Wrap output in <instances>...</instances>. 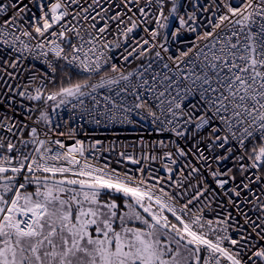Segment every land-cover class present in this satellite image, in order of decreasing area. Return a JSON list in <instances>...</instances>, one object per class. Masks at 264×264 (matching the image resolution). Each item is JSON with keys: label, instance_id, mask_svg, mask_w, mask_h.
I'll use <instances>...</instances> for the list:
<instances>
[{"label": "snow or ice", "instance_id": "obj_1", "mask_svg": "<svg viewBox=\"0 0 264 264\" xmlns=\"http://www.w3.org/2000/svg\"><path fill=\"white\" fill-rule=\"evenodd\" d=\"M154 3L161 5L162 0H144L143 5L141 0H111L110 6L123 11H115L105 19L109 9L103 8L100 0L84 4L81 0H54L51 3L45 0L39 3L36 0H28V3L25 0H9L7 4L0 0V42L14 51H31L21 36L34 38L31 32L24 29L23 22L25 14L31 11L30 6H35L40 13L35 18V33L41 37L49 33L52 37L66 40L71 49L69 53L64 54L65 48L54 40L51 41L53 46L50 51L69 65L78 64L82 71L90 74L84 81L61 87L47 97L42 96L39 88L35 90V95L29 94L27 88L16 94L36 101H55L60 97L61 104L66 97L87 95L98 104L92 92L117 85L121 80L128 81L132 75L121 74L117 79L105 69L111 59L107 51L112 48V43L103 36L110 27L109 21L114 22L116 31L127 42L130 33L141 23L148 22L149 11L146 9L150 10ZM73 5H76V10H72ZM94 5L101 10L96 11ZM224 7L227 12L218 17L213 32H205L199 37L208 39L222 25L230 33L224 38L217 37L220 47L217 49L213 43L212 49L215 50L210 49L211 58L204 53L207 60L204 67L210 68L213 75L208 72L202 76L195 74L191 86L184 89L185 95L199 92L198 104L202 105V114L185 112L182 109L184 97L179 91L177 96L162 99L165 93L171 96L172 83L165 85L156 96L161 115L165 116L167 124L173 125L170 131L177 137L195 141L187 150L177 147L178 156L195 157L199 164L207 168L216 188H211L206 178L198 175L201 167L197 164H186L184 167L190 168V171L185 175L181 168V179L174 181L171 174L175 169L165 164L168 179L175 183L176 188H183L185 181L190 184L192 178L198 181L193 196L177 208L176 196L181 193L173 195L165 192L159 187V179L154 184H148L143 176L137 178L121 173L107 164L97 167L85 161L81 165L73 153L82 155V146L61 152L59 149L65 145L60 140L47 139V133L44 134L45 139H40L37 127H31L28 133L30 139H24L23 133L29 126L4 115L0 117V264H224L225 261L228 264H264V0H240L236 5L224 3ZM175 11L173 7L172 12ZM97 17L103 22L100 27H97ZM161 18L168 19L164 16L163 7H160L159 16L155 19L159 27H167L166 23H160ZM81 19L93 23L85 27L80 23ZM185 23L181 17V27ZM54 26H59V30L50 32ZM144 31L149 29L145 27ZM17 32L20 35H16ZM69 33L79 43H72ZM150 35L155 38L158 33L151 31ZM137 43L139 48H133L128 55L135 52L137 57H141L150 50L144 47L149 44L148 40ZM44 46V43L36 45L41 49ZM116 47H119L118 42ZM42 55L47 56V53ZM155 55L159 58L161 53L157 51ZM187 55L188 52H184L177 60ZM5 63L12 69L18 67L16 62ZM48 67L52 73L56 72L51 62H48ZM164 67L168 68V65ZM110 69L112 73L118 71L115 64H111ZM101 72L99 82L90 84L91 74ZM6 74L13 76L12 72ZM183 79L189 77L184 76ZM163 80L170 78L165 74ZM147 83V80L143 81L141 87ZM5 88L0 95L10 100L12 85L5 82ZM87 88L91 92H86ZM104 99L106 103L111 102L113 108L117 107L111 97ZM5 103L0 101V107ZM80 103L83 104V100ZM8 107L12 108V105L8 104ZM144 107H148L146 102L135 104V108ZM192 108L199 111L197 104H193ZM177 110H180L179 113ZM124 111L131 109L125 108ZM148 111L154 121L160 120L150 107ZM178 114L186 117L184 124L194 125V129L186 127L183 131L178 130V122L174 123ZM41 121L50 123L46 111H41L36 123ZM202 129L207 131L206 136L200 134ZM256 140H259V146L253 143L249 151L245 141ZM233 141L238 145L235 151L229 146ZM53 143L58 146L55 151L50 147ZM202 144L204 148H201ZM29 145L34 146L31 152L25 151ZM77 145H80L79 141ZM217 148L223 151L212 154ZM205 151L209 155H205ZM121 156L124 154L121 153ZM125 158L132 164L140 163L132 156ZM164 158L172 165L177 163L171 152H165ZM230 160L232 167L227 166ZM61 162H66V165ZM213 163L217 165L215 168ZM139 171L143 172V169ZM237 175L240 177L238 182ZM29 188L34 190L29 191ZM216 189L223 191L228 197V204L243 217V224L237 230L238 238L228 234L231 212L227 218L217 219L215 226L213 220L204 219L202 208L190 219L184 218L193 200H199L209 192L215 193ZM104 196L108 199H103ZM121 196L123 204L117 202ZM242 196L244 204L252 205L251 215L237 203ZM249 196L252 198L248 199ZM153 204L158 206V210H153ZM165 212L170 213L175 222ZM225 242L232 247H224Z\"/></svg>", "mask_w": 264, "mask_h": 264}, {"label": "built area", "instance_id": "obj_2", "mask_svg": "<svg viewBox=\"0 0 264 264\" xmlns=\"http://www.w3.org/2000/svg\"><path fill=\"white\" fill-rule=\"evenodd\" d=\"M168 1L162 0L161 5L154 3L150 10L146 9V11H149L148 22L141 23L139 28L130 33L127 42H125V37L116 31L114 22L109 21L110 27L103 36L107 42L112 43V48L107 51V55L111 59L108 65H105V69L110 76L117 79H119L121 74L127 76L131 73L132 75L128 81L121 80L117 85L98 88L95 92H92L91 95L96 97V100L99 101L98 104L92 100L91 96L71 97L55 110L49 111L50 123L41 121L39 124L36 121L40 116L41 109L50 104L52 100H28L26 97H21L16 93L27 88L29 94L35 95V90L39 88L43 97L51 95L49 89L56 84L61 69H67L72 74L82 77H88L90 74L82 71L78 64L69 65L67 61L57 58L50 51L53 46L51 41L53 40L65 48L64 54L69 53L71 49L66 40L52 37L49 33H45L43 37L35 33V18L40 13L38 8L30 6L31 11L25 14L26 19L23 22V27L31 32L34 38L21 36V40L29 46L31 51H14L0 42V77H2L0 79V92L6 90L5 82L12 85L13 88L10 100L0 95V101H6L3 107H0V117L7 115L14 117L15 121L21 125L27 124L29 127L23 133L24 139H30L28 133L31 127H37L40 139H45L44 134L47 133V139L51 141L60 140L65 145L63 149H59L61 152L67 151L70 147L82 146V155L73 153L81 165L85 161L97 167H103L107 164L110 168H114L121 173H128L137 178L143 176L148 184H154L159 179V187H162L165 192L173 195L181 193V195L176 196V206L179 208L193 196L196 191L195 186L198 183L197 179L192 178L190 184L185 181L184 187L179 189L173 183L174 180L181 179L179 174L181 168H183L184 174L187 175L190 168L184 166L189 162L201 167V173L198 175L206 178L211 188L215 189L216 186L212 182L207 168L199 164L195 157L189 156L185 158L178 156L177 147L187 150L192 147L195 141L191 138L177 137L174 132L170 131L173 125L167 124L165 116L161 115V108L158 107L159 101L156 96L164 90L165 85L172 83L171 96L165 93V97L162 99H170L173 96H177L179 91L180 95L184 97L182 109L185 112L190 111L194 115L202 114V105L198 104L199 92L196 91L194 94L185 95L184 89L186 86H191V81L194 79L195 74L202 76L204 72H208L210 76L213 75L210 68L204 67L207 64L204 53L211 58L212 52L210 49H212L213 43L216 44L217 49L220 47V44L216 42L217 37L224 38L226 34L230 35V33L222 25L208 39H199V37H202L205 32H213V25L218 22V17L227 12L224 3L236 5L240 3V0H179L175 6L176 11L172 13L170 26L162 30V27L157 25L155 17L159 16L160 7H163L165 16ZM3 2L7 4L9 0H3ZM36 2L39 3L40 0H36ZM45 2L51 3L54 0H45ZM90 2L91 0H81L82 4ZM116 2H119V0H116ZM143 2L144 0H141V5H143ZM25 3H28V0H25ZM100 5L109 9L105 19H107V16L114 14L115 11H123V9H116L114 6H110L111 0H100ZM94 7L96 11L101 10V7L95 5ZM72 10H76V5L72 6ZM181 17L186 21L183 27L180 25ZM164 22L165 20L161 18L160 23L164 24ZM73 23L75 24L76 21H73ZM80 23L87 27L93 21L84 22L81 19ZM102 24L103 22L99 21V17H97V27L102 26ZM145 27L149 29L148 32L144 31ZM53 30L58 31L59 26H54L49 31ZM88 30L92 31L90 28ZM151 31H156L158 35L153 38L150 35ZM16 35H20V33L17 32ZM68 35L72 36V43H79L73 34L69 33ZM143 40L149 41V44L144 45V47L150 50L141 57H137L135 52L132 55H128L133 48L138 49L137 42L142 43ZM117 42L119 47H116ZM233 42H235V39ZM38 43H44V48H37L36 45ZM17 47L19 48L20 45L17 44ZM164 49H167V51ZM190 49L191 51H189ZM212 50L214 51L215 49ZM157 51L161 53L159 58L155 55ZM45 52L47 56L42 55ZM184 52H188V55L182 57L181 60H177ZM198 53H200L199 56L197 55ZM125 56H127L126 60L124 59ZM18 57L19 59L17 60ZM69 59H71V56H69ZM6 61L16 62L18 67L16 69L9 68L5 63ZM48 62H51L56 67L55 73H52L49 69ZM111 64L117 66L118 71L116 73L111 72ZM165 64L168 65V68L164 67ZM7 72H12L13 76L9 77L6 74ZM102 74L103 72L91 74L93 79L91 84L98 83ZM165 74L170 80H163ZM184 76H188L189 79H183ZM145 80L148 83L141 87ZM121 89H126V91H121ZM86 92H91V89L89 88ZM117 92L120 93L119 96L116 95ZM137 96H139V99H137ZM105 97H111L116 102L117 107L113 108L111 102L106 103ZM81 100H83V104L80 103ZM141 102H146L152 112H155L160 117V120L154 121L153 116L149 114L148 107L135 108V104ZM8 104H11L12 108H9ZM193 104L198 105L199 111L192 108ZM125 108L131 109V111L125 112ZM179 111L177 110L178 113ZM168 119H171L170 115H168ZM185 119L186 117L178 114L177 121L174 122H178V130L183 131L186 127L194 129V125L184 124ZM160 121L165 122L161 123ZM200 134L206 136L207 131L202 129ZM188 135L191 137V132ZM19 136L20 133L17 131V137ZM77 141L80 142V145H77ZM161 142H163V146H161ZM253 143L259 146L260 142L259 140L245 141L249 151H251ZM229 146L233 147L234 151L238 149L235 141ZM33 147V145H29L25 151L31 152ZM50 147L54 151L58 149V146L54 143ZM204 147L205 145L202 144L201 148ZM222 151L217 148L213 150L212 154L221 153ZM165 152L172 153L173 159L177 160L175 165H172L169 160L164 158ZM121 153L124 154L123 157ZM205 155H209V152L205 151ZM127 156L138 159L140 163L132 164L130 160L125 158ZM152 156H155L156 159H151ZM61 163L66 165V162ZM232 163L231 160L228 161L227 166L232 167ZM165 164L175 169L171 174L173 181L168 179L169 173L164 167ZM216 166L213 163L212 167L215 168ZM141 168L143 172L139 171ZM239 179L240 177L237 175V182ZM200 187L202 189L203 184ZM253 188L255 189V185H253ZM256 192L259 194L258 190ZM251 198V196L248 197V199ZM243 200L244 197L242 196L237 200V203L241 205V209L244 212H248L251 215L250 209L252 205L244 204ZM227 201L228 197L224 196L223 191L216 189L215 193L209 192L199 200H193V203L188 206V215L184 218L186 220L190 219L193 213L202 208L203 212L201 214L204 219L213 220V226H215L217 219L223 220L231 212L232 217L229 220L231 227L228 234L238 238L237 230L243 224V217ZM153 206L158 208L155 204ZM165 214L175 222L170 213L165 212ZM224 247L231 248L232 246L225 242ZM224 264H228V262L225 261Z\"/></svg>", "mask_w": 264, "mask_h": 264}, {"label": "trees", "instance_id": "obj_3", "mask_svg": "<svg viewBox=\"0 0 264 264\" xmlns=\"http://www.w3.org/2000/svg\"><path fill=\"white\" fill-rule=\"evenodd\" d=\"M178 1L179 0H169L168 1L167 5H166V10H165V16L166 17L170 16V18H171L172 13H173L172 9H173V7L176 6ZM86 78L87 77L74 75L71 72H69L67 69H61L59 71V76H58V80H57L56 84L49 89V92L51 94L54 93V92H58L61 87H69L71 84H74V83H77V82H82ZM92 81H93V79L91 78L89 80V83L91 84ZM88 89L89 88L85 89V91H87ZM69 98H71V97H66L65 100H67ZM60 99H61L60 97H57V99L55 101H52L51 104L56 105V106L59 105L60 104ZM29 190L32 191V190H34V188H29ZM113 195H116V194H113ZM103 198L104 199H108L107 196H104ZM120 198H123V197L121 196ZM154 209L158 210V208L153 206V210Z\"/></svg>", "mask_w": 264, "mask_h": 264}, {"label": "rangeland", "instance_id": "obj_4", "mask_svg": "<svg viewBox=\"0 0 264 264\" xmlns=\"http://www.w3.org/2000/svg\"><path fill=\"white\" fill-rule=\"evenodd\" d=\"M170 20H171V18H170V16L168 17V19H167V21H165L164 22V24L166 23L167 24V27H162V30H164V29H166V28H168L169 26H170ZM52 102V101H51ZM51 102H50V104H48V105H46L44 108H42L41 109V111H46L47 113H49V111L50 110H55L58 106H60L61 105V103L59 104V105H53V104H51ZM40 111V112H41ZM29 191H31V190H29ZM103 198V197H102ZM104 199V198H103ZM118 203H120V204H123V202H124V198H119L118 199V201H117ZM126 210V209H125ZM154 211H156V209H154ZM170 219V218H169ZM171 220V219H170Z\"/></svg>", "mask_w": 264, "mask_h": 264}, {"label": "water", "instance_id": "obj_5", "mask_svg": "<svg viewBox=\"0 0 264 264\" xmlns=\"http://www.w3.org/2000/svg\"><path fill=\"white\" fill-rule=\"evenodd\" d=\"M57 178H59V177H57Z\"/></svg>", "mask_w": 264, "mask_h": 264}]
</instances>
